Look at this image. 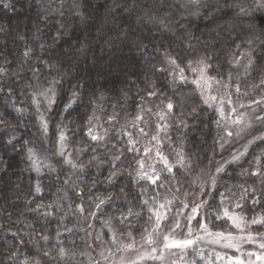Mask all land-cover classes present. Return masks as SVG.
<instances>
[{
    "label": "clouds",
    "instance_id": "clouds-1",
    "mask_svg": "<svg viewBox=\"0 0 264 264\" xmlns=\"http://www.w3.org/2000/svg\"><path fill=\"white\" fill-rule=\"evenodd\" d=\"M0 264H264V0H0Z\"/></svg>",
    "mask_w": 264,
    "mask_h": 264
}]
</instances>
